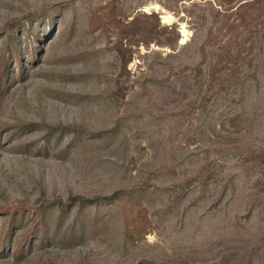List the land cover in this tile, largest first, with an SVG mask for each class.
I'll return each instance as SVG.
<instances>
[{
    "label": "rangeland",
    "instance_id": "rangeland-1",
    "mask_svg": "<svg viewBox=\"0 0 264 264\" xmlns=\"http://www.w3.org/2000/svg\"><path fill=\"white\" fill-rule=\"evenodd\" d=\"M0 264H264V0H0Z\"/></svg>",
    "mask_w": 264,
    "mask_h": 264
}]
</instances>
